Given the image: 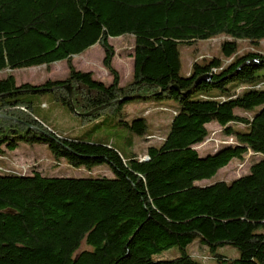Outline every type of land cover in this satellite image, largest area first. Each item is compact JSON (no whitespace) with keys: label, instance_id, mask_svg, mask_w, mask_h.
Listing matches in <instances>:
<instances>
[{"label":"trees","instance_id":"trees-1","mask_svg":"<svg viewBox=\"0 0 264 264\" xmlns=\"http://www.w3.org/2000/svg\"><path fill=\"white\" fill-rule=\"evenodd\" d=\"M125 35L133 38V70L121 86L108 40ZM219 35L229 38L221 45L225 60L194 63L182 77L178 46ZM263 39L264 0H0V72L68 67L65 79L40 85L0 79V160L25 143L45 146L71 167L106 164L113 173L48 177L0 166V264H201L186 252L195 240L218 264H264V56L236 55L238 40ZM96 44L108 86L71 64ZM47 94L84 120L135 99L173 100L178 109L140 161L50 128L30 100ZM211 123L232 144L201 156L196 146ZM119 124L137 136L147 131L142 118ZM248 153L261 158L246 175L197 185ZM225 246L239 257L216 255ZM174 247L179 257L154 259Z\"/></svg>","mask_w":264,"mask_h":264},{"label":"rangeland","instance_id":"rangeland-1","mask_svg":"<svg viewBox=\"0 0 264 264\" xmlns=\"http://www.w3.org/2000/svg\"><path fill=\"white\" fill-rule=\"evenodd\" d=\"M229 40L225 35H219L210 40L198 41L192 45H179L180 71L182 77L189 75L194 63L202 64L206 60L213 58L225 60L221 45ZM109 44L113 47L115 56L112 66L117 71L120 78V85L123 86L130 81L133 70V38L125 35L118 38H110ZM236 55L246 52H254L264 56V39L258 44L249 41H237ZM103 49L98 45L87 49L80 55L71 59V64L76 71L91 72L93 79L98 80L106 86L111 84V76L103 67ZM68 67L65 61L58 62L49 67L40 66L14 71L0 72V79L12 75L16 84L28 83L30 85H40L47 80H63L67 77ZM259 74H264L262 69ZM144 96H148L145 90L140 91ZM33 112L50 128L59 134L82 142L101 144L109 146L119 151L125 158L135 155L144 157L149 146L158 145L166 136L169 130L173 112L178 109V105L173 100H155L153 98L135 99L128 101L118 110L116 107L106 108L100 112V116L84 120L81 116L69 111L66 107L53 101L50 94L44 96L30 97ZM236 114L249 116L243 111L236 109ZM142 118L147 124V131L142 136H137L120 126V121H132ZM242 129L241 125H233ZM209 136L204 143L196 146L198 153L203 156L219 149L224 142L231 138L224 135L223 130L215 123L208 126ZM147 136H155L154 139L147 140ZM235 141V140H234ZM233 141V142H234ZM0 160L1 167L10 170L31 174L33 171L40 172L48 177L65 178H112L113 173L108 165L103 164L88 171L85 168H74L69 166L64 160H55L47 148L42 145H28L20 143L16 150L5 152ZM261 156L248 153L241 160L231 161L224 169L209 180H204L197 185L206 186L224 181L230 182L249 172L251 164L257 162ZM264 232V230H261ZM186 252L197 259L201 264H218L213 255L206 247H202L198 240L187 246ZM216 255L228 259H237L239 252L231 247L225 246L217 249ZM180 256L177 247L155 256L157 260H169Z\"/></svg>","mask_w":264,"mask_h":264},{"label":"water","instance_id":"water-1","mask_svg":"<svg viewBox=\"0 0 264 264\" xmlns=\"http://www.w3.org/2000/svg\"><path fill=\"white\" fill-rule=\"evenodd\" d=\"M209 78H210L209 75H206V76L203 77V79H209ZM64 89H65V91H67L69 97H71V89H70V87H69V86H66ZM131 98H134V97H131ZM126 99H127V98H123V99H121V100H118L117 103H119V102H121V101H124V100H126ZM96 110H98V109H96ZM87 115H89V114H87Z\"/></svg>","mask_w":264,"mask_h":264},{"label":"built area","instance_id":"built-area-1","mask_svg":"<svg viewBox=\"0 0 264 264\" xmlns=\"http://www.w3.org/2000/svg\"><path fill=\"white\" fill-rule=\"evenodd\" d=\"M155 136H147V140H151V139H154ZM223 144H232V140H228L227 142H224ZM148 160V157L147 156H144L142 158H140V161H146Z\"/></svg>","mask_w":264,"mask_h":264},{"label":"crops","instance_id":"crops-1","mask_svg":"<svg viewBox=\"0 0 264 264\" xmlns=\"http://www.w3.org/2000/svg\"><path fill=\"white\" fill-rule=\"evenodd\" d=\"M208 126H209V125H208ZM208 126H207V127H208ZM223 169H224V168H223Z\"/></svg>","mask_w":264,"mask_h":264}]
</instances>
